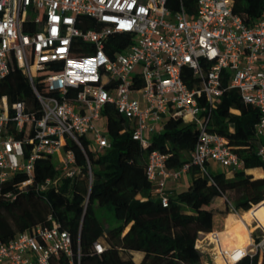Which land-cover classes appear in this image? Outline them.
Instances as JSON below:
<instances>
[{
	"label": "built area",
	"instance_id": "built-area-1",
	"mask_svg": "<svg viewBox=\"0 0 264 264\" xmlns=\"http://www.w3.org/2000/svg\"><path fill=\"white\" fill-rule=\"evenodd\" d=\"M232 3L0 0V80L17 66L38 102L34 112L25 101L0 97V182L22 173L20 190H57L63 177L79 172L74 144L86 158L90 186L87 151L102 153L110 146L107 131L100 129L106 126L105 110L121 115V132L128 130L144 149L168 119L180 118L198 132L189 160L168 168L167 155L154 150L144 168L151 198L167 206L168 182L188 174L191 166L207 176L210 162L230 173L244 168L225 137L210 130L225 88L236 89L245 104L258 110L256 156L264 160V7L247 22ZM184 68L191 72V85L183 78ZM42 157L51 158L56 173L34 182V164ZM47 221L0 240V264H80L70 234L51 214ZM251 221V248L231 249L238 253L232 260L218 250V231L208 232L203 242L223 264L256 252L264 259V227ZM93 248L96 253L103 249L100 242Z\"/></svg>",
	"mask_w": 264,
	"mask_h": 264
},
{
	"label": "trees",
	"instance_id": "trees-1",
	"mask_svg": "<svg viewBox=\"0 0 264 264\" xmlns=\"http://www.w3.org/2000/svg\"><path fill=\"white\" fill-rule=\"evenodd\" d=\"M263 7L264 0H233L232 3L233 11L247 22L259 17ZM184 72L187 73V76L183 74L185 82L191 85L188 79L191 72L187 68ZM1 96H7L10 102L25 101L32 106L31 110L38 111L32 87L15 65L10 66L8 74L0 80ZM258 117V110L245 104L236 89L225 88L213 112L210 130L225 137L230 149L244 161V168L232 172L231 176L223 171L207 176L191 166L187 187L171 195L168 205L162 206L150 195L143 200L136 197L137 193L151 187L144 172L147 157L157 150L167 155L168 168L182 166L189 160L197 140L196 127L180 118H170L162 132L154 135L144 149L128 130L121 132L124 118L114 110H105L110 146L102 153L87 151L93 175L90 186L86 158L74 144L70 146L79 172L72 178L63 177L57 190L48 188L44 194L31 187L20 190L18 183L25 179L22 173L0 182V240H8L37 224H49L47 215L51 214L60 228L70 234L73 250H79L80 264H136L131 251L158 249L175 254L177 259L191 261L196 251L190 234L173 226L169 230L162 229L161 221L174 219L182 226L189 225L194 234L207 233L213 230V216L217 212L212 205L214 198L225 195L229 198V192H233L232 207L243 211L264 199V175L254 177L245 171L261 168L264 173V160L256 156L260 140L255 136L254 124ZM55 173L51 158L35 161L34 182ZM8 193L11 196H7ZM97 207L111 213L117 224L105 227L96 213ZM152 214L157 217L156 221L147 218ZM228 214L226 211L224 216ZM126 226L128 229L124 232ZM95 242L102 244L100 253L93 248ZM232 264H264V259L258 252L248 253Z\"/></svg>",
	"mask_w": 264,
	"mask_h": 264
},
{
	"label": "rangeland",
	"instance_id": "rangeland-1",
	"mask_svg": "<svg viewBox=\"0 0 264 264\" xmlns=\"http://www.w3.org/2000/svg\"><path fill=\"white\" fill-rule=\"evenodd\" d=\"M103 132H106V126H102L100 128ZM225 173H229L228 176H231L232 173H230L231 169L226 168L223 169ZM264 175V173H263ZM188 176V174H186ZM189 177V176H188ZM262 177V176H260ZM183 187V188H182ZM182 189H184V186H181ZM150 195V190H143L136 194V197L139 199H146ZM235 197V194L233 192H229V198L227 196H221L216 197L212 200V205L217 209L216 214L213 216V231H221L225 228V219L228 215L224 216V213L226 211H229V214H234L231 211V207L233 206V198ZM252 207V206H251ZM96 213L98 214L99 218L103 222L105 227H110L112 225L117 224V221L114 219L111 213H108L103 208L97 207ZM243 213V210H240L239 215ZM150 219V221H156L157 217L155 215H148L147 217ZM160 223V221H158ZM163 223L161 225L162 229H170L172 226L174 228H182L186 233L188 232L190 234L189 238L193 239L194 242V248L196 251L195 256L191 259V261H183L181 259H177L175 257V254L173 253H164L163 250L158 249L154 250L152 252H145L140 250H133L131 251L132 258L136 264H214V256L212 255V249H210V246L203 242L204 236L208 233H197L194 234L189 227V225H181L178 221H175L174 219H169L168 221H161ZM181 225V226H180ZM250 228V231H252L255 228V224L253 221H251L248 225ZM128 226L125 227L124 232L127 231ZM181 229V230H182ZM162 232V231H161ZM255 233H259L260 230H255ZM161 235V233H159ZM254 234V233H253ZM252 234V237H253ZM246 248H251L250 245H247ZM123 255H127L123 252Z\"/></svg>",
	"mask_w": 264,
	"mask_h": 264
},
{
	"label": "bare ground",
	"instance_id": "bare-ground-1",
	"mask_svg": "<svg viewBox=\"0 0 264 264\" xmlns=\"http://www.w3.org/2000/svg\"><path fill=\"white\" fill-rule=\"evenodd\" d=\"M255 218L257 222L264 227V199L253 205L241 215L228 214L225 219V228L217 232L219 241V252L225 250L229 254V259H234L238 253L231 254V249H242L250 244V228L248 227L251 220ZM214 264H223L220 257L214 256Z\"/></svg>",
	"mask_w": 264,
	"mask_h": 264
},
{
	"label": "crops",
	"instance_id": "crops-1",
	"mask_svg": "<svg viewBox=\"0 0 264 264\" xmlns=\"http://www.w3.org/2000/svg\"><path fill=\"white\" fill-rule=\"evenodd\" d=\"M209 171L211 173H217L222 172L223 170L219 165H217L215 162H210L208 165ZM247 173L252 174L254 177H260L263 176V170L261 168H253V169H246ZM189 176V175H188ZM188 176L182 175L178 180H170L168 182V189L171 192V195L176 194L177 192L184 190L188 185ZM181 186H184V189L181 188Z\"/></svg>",
	"mask_w": 264,
	"mask_h": 264
}]
</instances>
